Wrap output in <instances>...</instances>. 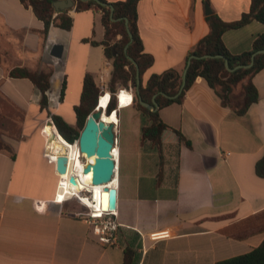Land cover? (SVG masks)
I'll return each instance as SVG.
<instances>
[{
    "label": "crops",
    "instance_id": "0c3cea01",
    "mask_svg": "<svg viewBox=\"0 0 264 264\" xmlns=\"http://www.w3.org/2000/svg\"><path fill=\"white\" fill-rule=\"evenodd\" d=\"M209 4L212 14L232 22L250 11L252 0ZM69 16L71 30L52 26L45 36L31 7L0 0V98L23 114L21 137L2 139L0 149V264H124L126 245L139 243L140 264H217L258 248L264 242V179L256 174L264 155V69L253 80L259 101L243 116L224 106L203 78L181 104L160 110L171 127L162 135L161 174L159 158L142 151L140 137L134 161L117 147L118 246L102 245L74 203H61L65 190L56 201L60 178L53 155L68 156L72 171L80 164L83 172L87 164L75 150L61 152L56 141L63 137L51 115L76 126L85 76L99 86L113 71L104 47L94 44L105 38L102 12L74 6ZM138 16L144 51L154 58L145 82L171 69L184 73L190 52L210 31L204 0H142ZM263 33L264 24L254 21L223 39L239 55ZM55 46L63 47L61 58L53 56ZM16 68L53 69L47 108L31 80L10 76ZM85 177L82 182L91 183L92 173Z\"/></svg>",
    "mask_w": 264,
    "mask_h": 264
},
{
    "label": "trees",
    "instance_id": "16d2710c",
    "mask_svg": "<svg viewBox=\"0 0 264 264\" xmlns=\"http://www.w3.org/2000/svg\"><path fill=\"white\" fill-rule=\"evenodd\" d=\"M26 7H31L35 15L44 23L43 34L48 35L52 26L65 30H71L73 19L69 16L70 10L57 12L54 2L58 0H21ZM142 0H125L116 3H108L106 0H75V8L78 12L97 9L102 12V22L105 28V38L102 42H94L103 46L108 61L112 62L113 71L109 81V91L112 100L107 109V119H115L111 114L118 110L116 94L121 88L135 90L134 107L140 114V144L142 151L147 155H155L159 158L160 174L164 164V146L162 135L171 127L167 125L160 110L172 104H181L186 93L195 84L197 79H205L222 100V104L232 109L239 116L245 115L250 107L259 101V92L254 84V77L264 69V54H259L254 59V64L249 69H240L234 72L227 70L225 59L229 61L232 69L239 65H249L255 53L264 49V33L259 35L252 49L239 55L232 54L224 43V34L230 30H237L248 24L258 21L264 24V0H252L251 9L244 13L239 20L226 22L217 14L207 17L209 34L197 43L194 50L188 56L189 68L186 74V84L179 94L183 84V73L171 69L159 75L151 76L144 81L145 73L154 64V58L144 51V43L138 26V7ZM209 3V0H204ZM114 8L113 17L111 7ZM114 19V20H113ZM128 29L133 35V41L128 34ZM128 50L126 52L127 46ZM212 56V58H203ZM222 56L223 58H216ZM133 60V61H132ZM1 63V59H0ZM139 67L140 84H138ZM53 69L48 71L30 70L28 68H16L10 76L13 78H26L33 82L42 94L41 106H49L48 92L51 89V77ZM239 91V92H237ZM65 87L62 90L63 99ZM101 89L91 74L84 78L83 92L79 106L75 108L77 124L70 125L61 116L51 115L52 121L60 135L71 145L79 140L81 132L85 128L88 117L96 110ZM160 109L156 112L144 107L140 98L149 104H153V98ZM103 97V96H102ZM182 142L188 147L192 144L180 131H175ZM4 147H0L3 149ZM256 174L264 179V155L256 164ZM79 203L77 208L82 213H88V208L77 199L71 202ZM70 202V201H69ZM122 233V228L120 229ZM141 243L135 246L126 245L124 249V264H140L142 254L139 252ZM217 264H264V242L252 251L236 256Z\"/></svg>",
    "mask_w": 264,
    "mask_h": 264
},
{
    "label": "water",
    "instance_id": "95a60500",
    "mask_svg": "<svg viewBox=\"0 0 264 264\" xmlns=\"http://www.w3.org/2000/svg\"><path fill=\"white\" fill-rule=\"evenodd\" d=\"M75 6V0H58L54 2V7L57 12H62L66 10L73 9ZM111 7V15L113 17L114 8ZM206 11L207 15L212 14V10L210 8V4L206 3ZM114 20V19H113ZM128 34L133 41V35L128 29ZM129 45L126 48V52L128 50ZM63 53V47L55 46L53 48V56L56 58H61ZM264 54V49L255 53L252 57V61L249 65H239L236 68L232 69L230 67L229 61L225 59V65L228 71L234 72L240 69H249L254 64V59L257 55ZM203 58H212V56H204ZM216 58H223L222 56H216ZM133 61V60H132ZM138 70V84H140V73L139 67L136 64ZM189 68V63L187 68L183 73V84L180 89V93L185 88L186 84V74ZM156 96L153 98V104H149L144 102L140 98V103L144 107L150 109L151 111H158L160 109L159 104L156 101ZM119 109V107H118ZM117 111V110H116ZM104 114H107V110L101 106L100 99L98 101V105L96 110L88 117L85 128L81 132L79 140L75 143L79 146V151L81 155H86L87 157H95V162L93 164H87L83 169V175L86 176L92 173V182L91 187H104L103 193L108 195L107 205H102L101 208L105 211H116V189H112V186H109L114 177L116 176L117 171V161L114 157V150L116 145V124L115 123H106L103 121L102 117ZM118 115V114H117ZM70 159L68 156L60 155L56 160V169L59 175H66L69 169ZM70 182L74 184L80 182V179L76 176H70ZM72 184V185H74ZM113 192L115 197L113 199ZM114 201H113V200ZM113 201V202H112Z\"/></svg>",
    "mask_w": 264,
    "mask_h": 264
},
{
    "label": "rangeland",
    "instance_id": "374dc122",
    "mask_svg": "<svg viewBox=\"0 0 264 264\" xmlns=\"http://www.w3.org/2000/svg\"><path fill=\"white\" fill-rule=\"evenodd\" d=\"M108 86L109 83L107 84V89L109 90ZM119 88H120L119 90L127 89L121 87ZM127 90L131 91L136 97V93L134 89L129 88ZM103 98L104 96L102 97V99ZM22 120H23L22 112L15 109L12 105H10V103H8V101L4 100V98L1 97L0 98V147L6 146L5 141H3L4 139H8L10 137H16V138L21 137ZM115 131L117 138L115 147L117 146L121 148L124 158L128 159L129 162L136 160V156H137L136 152L139 151L140 149L139 147L140 115L139 112L134 107V105L127 106L126 108L118 109V122L116 124ZM83 159L84 158L82 157V160ZM91 196L92 197L89 198L90 200L93 198V191H91ZM72 203H74L76 207L77 205L81 206L77 201H73Z\"/></svg>",
    "mask_w": 264,
    "mask_h": 264
},
{
    "label": "built area",
    "instance_id": "2783aa9c",
    "mask_svg": "<svg viewBox=\"0 0 264 264\" xmlns=\"http://www.w3.org/2000/svg\"><path fill=\"white\" fill-rule=\"evenodd\" d=\"M99 87H100L101 93H102V95L100 96L99 99H101V97L103 95H107L109 93L111 96L110 102H109V105H110L111 100H112V93L109 92V90L107 89V83L103 78L100 79ZM122 90L128 91L132 94L133 101H132L130 106H133L134 105V99H135L134 94L127 89H122ZM122 90H119V92ZM118 93L116 94V97L118 100V107L121 108L119 105ZM109 105H108V107H109ZM108 107L106 108V110L108 109ZM116 142H117V138H116ZM56 160L57 159L54 160L55 164H56ZM116 161H117L116 175L118 176L119 160H116ZM59 178H60V180L58 183V191H57V195H56V201L60 202V200L58 199L59 198V192L61 189L65 188L66 183H67V188H69V189L71 188L70 190H73V189H72V184L70 182V177L68 179H64L63 175H59ZM73 194L74 195H72L71 197L63 199V201H61V203L71 201L72 199L79 200L89 210L88 213H82L79 215V217L82 220H84L88 225H90L92 227L93 234L97 237L99 242L106 247L118 246L119 240H120V229L122 227L120 226V224L118 223V221L116 219L117 210L109 212V211H105L102 208H100L99 212H96L93 207H90L89 205H87L84 202V197H87V198L92 197L91 191H89L88 189H83L81 192H78V193L73 191Z\"/></svg>",
    "mask_w": 264,
    "mask_h": 264
},
{
    "label": "bare ground",
    "instance_id": "6f19581e",
    "mask_svg": "<svg viewBox=\"0 0 264 264\" xmlns=\"http://www.w3.org/2000/svg\"><path fill=\"white\" fill-rule=\"evenodd\" d=\"M109 95H103L104 98L102 99V97H101V99H100L101 106L104 109H106L108 107V105H109V102H110L109 98H111V96L109 97ZM118 95H119V105L120 106H130L131 105V103L133 101V97H132V94L130 92L122 90V91H120L118 93ZM105 115L106 114H104L103 117H102L103 121H105L106 123H115V124H117L116 120H114V119L113 120H108V119L105 118ZM114 115L116 116V112L112 113L111 117L114 116ZM63 139L61 137H58V139L56 141V145H60L61 146V148H62L61 152L63 154L71 156L74 153V150H75V153L79 152V155L84 158L83 161L85 162V164H88V161H90L91 159L95 158V157L89 158L86 155H81L78 145L77 146L76 145H69ZM55 149L58 150L56 147H55ZM53 157H54V159H57L56 156L53 155ZM114 157H115L116 160H118L117 146L115 147V150H114ZM95 159L93 160L92 164L95 162ZM90 164H91V162H90ZM70 167L71 166H69L68 173L66 175H64V179H68L70 176H76V177H78L80 179V182H78L76 184H74L72 182V184H74V185H72V189L73 190H70L71 188L70 189L67 188V183H66L65 188L61 189L60 192H59V197H60L61 192L64 191V190L66 191V193L63 196V198L61 199V201H63V199H65V198H68V197H71L72 195H74L73 191L78 193V192H81L83 189H88L89 191L91 190V191L94 192L93 193V198L90 200L89 198H85L84 197V202L87 205H89L90 207H93L96 212H99V209L101 208V206L102 205L106 206L107 205V201H108V195L103 193V188L104 187L97 186V187L93 188V187H91V185H90L91 183L90 182H87L88 184L85 183L84 181L82 182L83 178H84L85 181L87 180V178L85 176H83V172L81 170L82 165L78 164V170L75 167L73 169V171L71 170L72 167L71 168ZM91 182H92V179H91ZM116 184H117V175L114 177V180L112 181V183L109 186H112V189H117ZM114 186H116V187H114ZM114 197H115V194L113 192V199H114Z\"/></svg>",
    "mask_w": 264,
    "mask_h": 264
}]
</instances>
